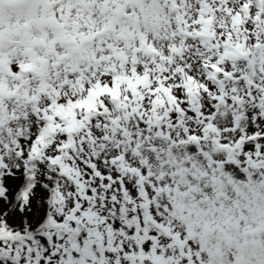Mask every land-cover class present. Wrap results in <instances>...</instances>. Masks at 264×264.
Wrapping results in <instances>:
<instances>
[{
  "label": "snow or ice",
  "instance_id": "snow-or-ice-1",
  "mask_svg": "<svg viewBox=\"0 0 264 264\" xmlns=\"http://www.w3.org/2000/svg\"><path fill=\"white\" fill-rule=\"evenodd\" d=\"M0 264H264V0H0Z\"/></svg>",
  "mask_w": 264,
  "mask_h": 264
}]
</instances>
